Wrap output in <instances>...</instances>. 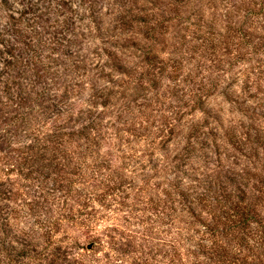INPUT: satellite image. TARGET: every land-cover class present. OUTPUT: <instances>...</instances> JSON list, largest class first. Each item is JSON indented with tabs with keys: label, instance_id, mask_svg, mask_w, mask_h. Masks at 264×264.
Wrapping results in <instances>:
<instances>
[{
	"label": "rangeland",
	"instance_id": "rangeland-1",
	"mask_svg": "<svg viewBox=\"0 0 264 264\" xmlns=\"http://www.w3.org/2000/svg\"><path fill=\"white\" fill-rule=\"evenodd\" d=\"M84 7L95 15L78 21L66 8L36 17L19 15L12 0L0 3V32L18 55L3 80L20 85L9 95L0 83V264L138 256L152 227L146 216L164 210L152 199L173 185L189 200L208 182L234 189L236 179L264 199V0ZM34 33L73 45L39 44L32 65L22 41ZM149 48L156 58L141 61ZM192 201L173 223L192 226L184 236L196 238V219L207 213ZM45 220L53 222L51 238ZM53 247L66 258L50 263Z\"/></svg>",
	"mask_w": 264,
	"mask_h": 264
},
{
	"label": "trees",
	"instance_id": "trees-1",
	"mask_svg": "<svg viewBox=\"0 0 264 264\" xmlns=\"http://www.w3.org/2000/svg\"><path fill=\"white\" fill-rule=\"evenodd\" d=\"M8 1L0 0V3L6 4ZM12 2L20 6V9L17 10L19 15L40 17L38 15H50L51 12L64 15V8L78 18V21L83 18L78 15H95L92 8L88 10L89 14L86 13L87 8L84 6L87 0H12ZM62 21V25H65V20ZM4 33L0 32V83L3 85L1 90L5 94L11 95L14 86L20 88V85L15 81H9L8 77L5 80L3 78L5 74L9 75V70L13 68L11 66L15 65L18 55L13 52L17 49ZM34 34L22 41L32 52V62L30 63L32 65L39 61L41 55L37 48L39 44L50 45L51 42H54L58 46L73 45L70 38L68 40L63 35L54 34L47 37V40L46 38L42 39V35L38 37L37 33ZM26 36L24 35V37ZM33 38L36 39V42ZM150 48L145 51L141 61L151 63L156 58V54ZM113 66L121 74V66L119 64H113ZM100 97L106 99L107 95H98V98ZM104 102L106 101H100L103 106L108 104ZM199 102L201 104L200 100ZM80 133L86 134L85 130H81ZM61 142L60 144H62ZM239 172L247 180L252 176L248 174L249 171ZM229 180L230 183L231 179ZM233 182L234 189H228L224 183L210 184L208 182L203 193L192 199L189 198V200L182 191L177 190L178 186L176 185L163 189V197L156 196L152 202L154 201L164 210L156 207V210L153 211L157 214L155 218L150 214L146 216L150 219L152 227L149 225L144 229L146 238L142 244H138L139 248L136 250L140 255L128 259L129 254L125 256L122 254L116 264H264V216L257 208V206L263 205L264 209V199L258 198L256 193H259L260 189L256 186L253 187L254 184L245 183V186L241 187L236 184V179H233ZM259 183L263 184L264 180ZM251 189H253V193ZM251 194L253 195L249 196ZM195 198L198 203L206 206L205 211L210 215V219L207 218V214L197 218L196 213L190 212L194 215V219L197 218L196 220L201 223V228L195 230L198 234L196 238L192 235L184 236L186 235L185 231L188 232L192 226L184 227L183 225L180 227L173 223V220L178 218L177 215L183 217V214L190 211L188 204L193 203L192 200ZM43 199L47 201V197ZM34 204L36 205L37 202ZM177 204H179L178 208L175 206ZM165 209L169 212L165 213ZM160 214H165L172 221L166 223L157 221L156 219L161 217ZM52 224V221L45 220L41 226L50 238ZM187 245L189 246L187 247ZM53 248L54 250L50 253V263L66 258L65 254L60 258L58 251L55 247Z\"/></svg>",
	"mask_w": 264,
	"mask_h": 264
},
{
	"label": "water",
	"instance_id": "water-1",
	"mask_svg": "<svg viewBox=\"0 0 264 264\" xmlns=\"http://www.w3.org/2000/svg\"><path fill=\"white\" fill-rule=\"evenodd\" d=\"M88 247L90 248V247H91V245H90V244H88Z\"/></svg>",
	"mask_w": 264,
	"mask_h": 264
}]
</instances>
